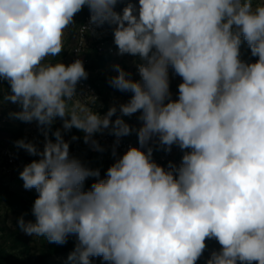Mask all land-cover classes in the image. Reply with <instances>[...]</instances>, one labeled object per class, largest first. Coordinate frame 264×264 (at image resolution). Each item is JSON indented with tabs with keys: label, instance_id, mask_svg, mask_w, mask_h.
I'll return each instance as SVG.
<instances>
[{
	"label": "clouds",
	"instance_id": "9594fccd",
	"mask_svg": "<svg viewBox=\"0 0 264 264\" xmlns=\"http://www.w3.org/2000/svg\"><path fill=\"white\" fill-rule=\"evenodd\" d=\"M121 2L0 0V80L10 90L4 100L21 107L11 117L35 121L45 136L42 150L15 142L39 157L19 173L23 187L38 193L34 221L22 215L19 229L58 245L74 235L71 264H92L93 257L197 264L209 239L221 248L206 264H264V0H138L117 12ZM85 7L94 28L115 26L120 55L143 61L140 81L119 64L109 79L132 93L119 111L140 112L138 129L120 116L112 121L115 106L101 116L77 98V84L88 77L81 59H49L65 49V32ZM245 42L258 57L253 63L240 59ZM170 66L182 78L176 100ZM56 118L63 132H83L94 150L103 151L93 137L104 130L116 137L113 156L134 131L140 147H129L85 190L100 172L70 156L61 129L48 138ZM154 140L165 151H190L166 169L152 160Z\"/></svg>",
	"mask_w": 264,
	"mask_h": 264
},
{
	"label": "rangeland",
	"instance_id": "374dc122",
	"mask_svg": "<svg viewBox=\"0 0 264 264\" xmlns=\"http://www.w3.org/2000/svg\"><path fill=\"white\" fill-rule=\"evenodd\" d=\"M78 14L79 13H77L74 17V25L70 26L65 32V49L58 57L49 58L53 59V62L58 60L66 63V61L69 59L70 51L73 48L76 40L77 26L80 22ZM240 53V59L242 61L246 60L244 61L246 63H253L258 59V57H253L251 55V50L248 48L246 42L242 43ZM90 56L93 59L94 54L91 53ZM112 58L113 60L108 63L104 69H102L100 72L95 73L88 72V76L102 78L106 81V85H103L100 82L98 83V89L101 93V96L103 99L106 98V100L110 104H112V106H115L117 110H119V106L121 104L127 103L130 100L131 96H127L124 94L116 95L110 88L111 85L109 84V79L118 74L114 70L113 65L119 64L126 72L131 74V79H133L134 81H140L141 77L139 76L137 65L142 63L143 61L129 59L124 54L120 55L118 52L115 56H112ZM169 82L170 92L172 94L171 99L176 100L178 99V85L182 83V78L174 73V70L171 68V66L169 67ZM5 95H7L6 89L4 87L3 80H0V126H2L0 127L2 128L0 130V148H6L8 146L15 148L17 147L15 143L16 141L25 139L26 134L30 132V128L34 127L37 129L38 126L35 121L30 123L22 122L11 117L10 113L20 111L21 107L16 103L5 101ZM140 115V112L132 114L131 116H123L120 113V117L127 124H129L130 127L135 129H138L142 126V122L138 119ZM53 125L57 129H61L63 132L61 119L56 118ZM21 126L24 127L22 135L20 137L4 131L6 129L18 130ZM103 133H109V130H104L103 132L96 134ZM63 135L65 141L69 142L70 148L85 143L83 139V132H81L77 136L72 132V130H69L67 132H63ZM73 136L78 137V139L72 140ZM125 138L139 145L138 136L135 131L130 135L125 136ZM149 146L153 148V151H158L165 154V156L169 160L174 161V164L176 166L180 165L184 152L190 151V149L181 150L176 145L171 146L170 151H165L163 147L158 145V141L155 140L153 142H150ZM22 152L25 153H20L22 161L30 159V155L27 156L25 150ZM116 159V156H113L109 153H104L97 158L95 157V159L83 158L82 160H80L85 167L90 169H98L100 172L99 178L89 177L88 179H86L85 183L92 185L94 182H96L97 179L106 178V174H104V172H107V169L115 162ZM20 172L21 171L9 172L7 163L1 158L0 155V252H2L3 254V256L0 258V264H37L35 260L38 257L44 256L48 252L47 249H49V242L45 238L28 236L19 229L18 219L22 215L25 221H32L31 218H33V216H25L24 213H22L23 211L18 206V202L32 204L35 198L33 194L34 189L26 190L23 187V181L19 177ZM68 256L69 254L48 258L47 263L71 264V262L68 260ZM91 259L92 264H107V262H104L100 257H93Z\"/></svg>",
	"mask_w": 264,
	"mask_h": 264
},
{
	"label": "built area",
	"instance_id": "2783aa9c",
	"mask_svg": "<svg viewBox=\"0 0 264 264\" xmlns=\"http://www.w3.org/2000/svg\"><path fill=\"white\" fill-rule=\"evenodd\" d=\"M89 21L90 12L88 9L86 15L84 16L83 20L81 21L76 30L75 44L73 45V48L70 51L69 59L66 61L65 64H69L76 59H81L84 64V68H87L90 66L92 61V57L90 56V54L94 53V51L97 55L100 56H115L118 52L117 46L113 45L114 42L107 39L109 36L107 24L99 28H94V26L90 25ZM82 28H84V30H82ZM76 93L77 98L80 99L82 103L86 104V106L90 107L94 112L99 114V111L103 109L104 103L100 92L95 86H93L89 82L82 79L77 84ZM90 97H95V102H93ZM29 131L30 132L26 134L25 140L33 142L37 145L40 150H42L45 143V136L43 135V133L40 131L39 128L36 129L34 127L30 128ZM93 138L99 143L103 151L94 150L89 143H83L80 148H71L70 156L78 160H82L83 158L87 159V156L89 154H94L98 156L104 153L112 154L116 140L115 136L109 133H103L96 134ZM129 147L140 146L137 145L135 142L126 139L125 137H121L119 145L115 146V156L117 158L121 157L129 149ZM142 150L146 151V149ZM22 151L24 150H21L18 147L13 148L11 146H8L6 148H0L1 158L7 163L9 172L22 171L26 164L31 163L33 160L39 159L38 156L30 155V159L22 161L20 153L25 154ZM26 154L27 156L29 155L27 152ZM152 160L166 169L169 166V162L173 163V161L169 160L165 156V154L158 151H153Z\"/></svg>",
	"mask_w": 264,
	"mask_h": 264
},
{
	"label": "trees",
	"instance_id": "16d2710c",
	"mask_svg": "<svg viewBox=\"0 0 264 264\" xmlns=\"http://www.w3.org/2000/svg\"><path fill=\"white\" fill-rule=\"evenodd\" d=\"M128 2H132V3H134V4H136L138 6V0H122L121 3L117 4L115 10L117 12H122V9L126 6V4ZM87 10H88V8L85 7V8L82 9V11L79 12V14H78L79 21H80L79 24L81 23V21L83 20L84 16L86 15ZM79 24H78V26H79ZM78 26H77V28H78ZM107 27H108V31H109V36H108L107 39H109V40L114 42L113 28L115 26L107 25ZM93 54H94V57H93V59L91 61L90 66L85 68L86 72H91V73L100 72L102 69H104L106 67V65L108 63H110L113 60L112 56H109V55L100 56V55H97L95 51H94ZM124 55L126 57H128L129 59L140 60V58L138 56H132V55H129V54H124ZM244 61H246V60H244ZM83 80H85V81L89 82L90 84H92L93 86H95L98 91H99V89H98V83L99 82L102 83L103 85L104 84L106 85V81L104 79H102V78L89 77L88 76L87 79H83ZM3 84H4V87L6 89V93L8 94L9 91H10L9 90V86H8L6 81H3ZM110 88L113 90V92L116 95L124 94V95H127V96H132V93H130V92H121V91L113 88L112 86H110ZM103 103H104V107H103V109H101L99 111V114H101V115L106 114L107 111L109 110V108L113 107L112 104H110L106 100V98L103 99ZM17 105H19V104H17ZM118 116H120L119 110H117V112L111 118L112 121H114ZM58 119H60V118H58ZM0 127H2V126H0ZM23 127L24 126H21L18 130L6 129L4 131L8 132L9 134L16 135V136L20 137L22 135ZM1 129L2 128H0V130ZM56 130H57V128L54 125H52L51 130L48 133V138L49 139H52L53 141L55 140V137L52 135V133H54ZM71 130L77 136L81 133L80 130L75 129V128H72ZM81 145L82 144H79V145H77L75 147L80 148ZM87 157L89 159H95V157L97 158L98 155L89 154ZM173 164H174V161H173ZM104 174H106V172H104ZM90 188H91L90 184H88V183L84 184V189L85 190H89ZM33 194H34V197H35L34 200H35L37 198V196H38V193L36 192L35 189L33 191ZM33 203H34V201L32 202V204H28V203H24V202H18V206L23 211L22 213H24V215L27 216V215H32L31 209H32ZM31 220L34 221V217L31 218ZM76 243H77V240H76V237L74 235L69 236L68 239H67V243H65L63 245H58V244H55V243H49V249H47L48 252L44 256L38 257L35 261L37 262V264H48L47 263V259L48 258H51V257H54V256H63V255H66V254H70L73 251ZM206 245H207V247H206L203 255L197 261V264H206L207 260L211 256V253L213 251H219L220 248H221V246L219 245V243L215 239L206 240ZM2 256H3V254H2V252H0V258Z\"/></svg>",
	"mask_w": 264,
	"mask_h": 264
}]
</instances>
